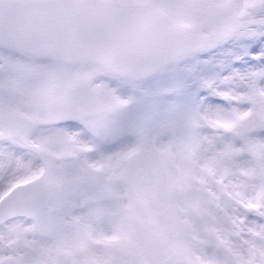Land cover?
Here are the masks:
<instances>
[{"label": "snow or ice", "instance_id": "obj_1", "mask_svg": "<svg viewBox=\"0 0 264 264\" xmlns=\"http://www.w3.org/2000/svg\"><path fill=\"white\" fill-rule=\"evenodd\" d=\"M0 264H264V0H0Z\"/></svg>", "mask_w": 264, "mask_h": 264}]
</instances>
